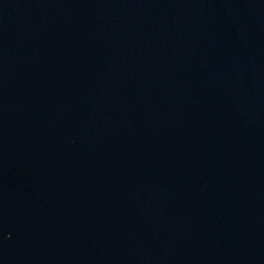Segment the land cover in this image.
<instances>
[{
  "label": "water",
  "instance_id": "1",
  "mask_svg": "<svg viewBox=\"0 0 264 264\" xmlns=\"http://www.w3.org/2000/svg\"><path fill=\"white\" fill-rule=\"evenodd\" d=\"M0 264H264V0H0Z\"/></svg>",
  "mask_w": 264,
  "mask_h": 264
}]
</instances>
